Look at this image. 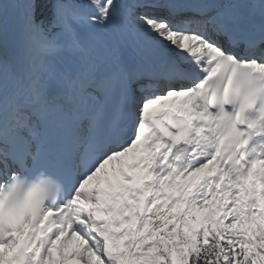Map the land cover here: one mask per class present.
Instances as JSON below:
<instances>
[{
	"label": "snow or ice",
	"instance_id": "1",
	"mask_svg": "<svg viewBox=\"0 0 264 264\" xmlns=\"http://www.w3.org/2000/svg\"><path fill=\"white\" fill-rule=\"evenodd\" d=\"M109 29L106 118L85 41ZM0 264H264V0H0Z\"/></svg>",
	"mask_w": 264,
	"mask_h": 264
},
{
	"label": "rangeland",
	"instance_id": "2",
	"mask_svg": "<svg viewBox=\"0 0 264 264\" xmlns=\"http://www.w3.org/2000/svg\"><path fill=\"white\" fill-rule=\"evenodd\" d=\"M67 40V38H62L61 43H65L64 41ZM89 46L92 47V49H89ZM98 46L100 48L98 49ZM85 48L87 51V56L89 61L93 62V60H102L101 58L104 57L105 55V48L102 44V42H99L97 39H88L85 41ZM38 57H42L41 61H44L46 64L53 65L57 68H62V67H68L72 64L73 62V57L69 56L66 51H60L58 52L55 56H45L43 53L37 51L34 52L30 57H29V63L32 64L35 59H38ZM41 62L38 66L34 67L36 74L38 73H43V70L40 67ZM39 74V75H40Z\"/></svg>",
	"mask_w": 264,
	"mask_h": 264
},
{
	"label": "trees",
	"instance_id": "3",
	"mask_svg": "<svg viewBox=\"0 0 264 264\" xmlns=\"http://www.w3.org/2000/svg\"><path fill=\"white\" fill-rule=\"evenodd\" d=\"M50 8V3L42 4L41 10L47 12V10Z\"/></svg>",
	"mask_w": 264,
	"mask_h": 264
},
{
	"label": "bare ground",
	"instance_id": "4",
	"mask_svg": "<svg viewBox=\"0 0 264 264\" xmlns=\"http://www.w3.org/2000/svg\"><path fill=\"white\" fill-rule=\"evenodd\" d=\"M32 65V67H33V64H31ZM114 64H113V62H111V63H109L108 65H107V67H110V66H113ZM36 72V71H35Z\"/></svg>",
	"mask_w": 264,
	"mask_h": 264
}]
</instances>
